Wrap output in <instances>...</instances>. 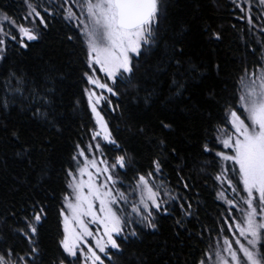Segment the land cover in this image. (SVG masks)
Here are the masks:
<instances>
[{"label": "snow or ice", "instance_id": "obj_1", "mask_svg": "<svg viewBox=\"0 0 264 264\" xmlns=\"http://www.w3.org/2000/svg\"><path fill=\"white\" fill-rule=\"evenodd\" d=\"M231 3L242 14L239 19L246 20L250 33L256 27L254 20H260L261 38L258 47L249 48L248 41L243 40L244 30H238L246 55L254 57L252 68L245 62L236 88L221 105L224 115L220 123L212 124L209 109L200 152L209 156L214 153L210 163L218 165V171L213 179L221 186L227 184L234 197H239L236 202L227 199L240 213L233 221L239 237L224 238L222 247L209 244L199 257L191 255L197 248L188 247L184 253L174 243L170 255L154 264H264V0ZM253 4L259 9L255 16ZM22 6L24 22L0 9V61L8 60L10 42L18 46L16 51L29 49L31 42L40 41L51 21L59 17L78 28V35L66 39H82L87 69L82 79L92 86L84 87L76 106L86 98L91 124L88 131L95 143L74 145L75 154L65 169L66 182L57 209L58 226L62 228L57 254L47 264H149L146 254L126 257V246L132 243L130 238L142 240L146 234H159L161 218L165 217L172 220L175 242L188 246L195 237L199 243L203 229L196 232L190 227L199 216L194 207L198 200L190 195L195 184L184 175L188 158L170 143L168 134L176 131L173 117L178 103L184 104L180 111L199 110L193 102V82L220 76L222 66L215 54L224 40V30L207 24L200 29L202 46L212 55L196 60L186 51L187 27L182 26L171 39H165L161 24L167 19L166 0H22ZM97 70L111 83L102 82ZM4 80L11 99L0 104V134L18 145L15 155L26 161L29 169L36 168L38 156L34 153L42 154L47 149L39 138L24 137L19 126H10L9 118L17 111L29 122L56 128L59 113L55 78L49 73L37 77L9 70ZM93 89L112 97H127L144 109L158 105L164 113L156 117L155 125L133 122L128 126L130 137L144 146L142 158L147 160L146 165H140L137 153L116 139L106 119L105 109L115 112L119 108L123 115L121 106ZM206 100L210 108L211 102L220 104L214 88L207 91ZM101 141L116 154L106 157ZM166 168L175 173V186L166 178ZM129 172L130 182L125 185ZM46 175V169L40 168L38 182ZM216 195L221 199L226 192L217 191ZM18 211L0 216V229L6 227L16 233L26 247H0V264H46L37 238L48 217L47 204L33 198L23 206L22 215H17ZM9 216L13 223H9ZM0 243H4L2 239ZM168 244L167 239L163 240L160 252L167 253Z\"/></svg>", "mask_w": 264, "mask_h": 264}, {"label": "trees", "instance_id": "obj_2", "mask_svg": "<svg viewBox=\"0 0 264 264\" xmlns=\"http://www.w3.org/2000/svg\"><path fill=\"white\" fill-rule=\"evenodd\" d=\"M166 2L168 4L167 19L161 24L165 39H171L182 26L187 27L189 30L185 35L186 51L196 60L212 55L206 47L202 46L200 29L207 24L224 30V40L217 46L215 54L221 63L222 71L219 77L212 75L203 82H193V102L198 105L199 110H193L191 113L180 111L184 104L178 103L173 117L176 131L168 134L170 143L188 158V167L185 168L184 175L190 176L189 182L195 184L190 195L198 200V203H194V207L198 209L199 216V221L193 220L190 227L196 232L203 229V238L198 243V238L193 237L191 245H180L171 236L172 220L167 217L161 218L159 234L155 236L146 234L142 240L130 238L132 243L126 246V257L133 253L146 254L149 264L167 258L174 243L177 250L182 249L184 253L188 252V247L197 248V251L191 255L199 257L200 251L206 249L209 244L214 245L216 238L225 230L226 208L217 199L216 194L220 190L219 181L213 179L218 171V165L210 163L214 153L212 156L206 153L201 155L200 145L204 127L207 126L209 109L212 124L220 123L224 115L221 105L229 99L236 88V82L243 72L245 62L249 69L252 68L254 57L246 55L247 49L243 40H247L251 48L258 47L257 40L261 38V33L257 30V23L260 20H254L256 27L250 33L246 20L239 19L242 14L229 0H166ZM22 7V0H0V9L24 22ZM253 13L254 16L258 13L257 8L253 9ZM232 25L236 28L233 29ZM239 29L244 30L243 40ZM68 35H78L77 28L74 24H69L57 17L44 31L43 38L40 41L31 42L29 49L16 51L18 46L10 42L8 60L0 61V104L6 98L11 99L4 80L9 70L25 72L29 76L37 77L49 73L55 78L56 110L59 113L56 128L29 122L23 114L18 115L17 111H13L9 118L10 126H19L24 137L31 138L34 135L39 138L47 149L42 154L34 153L38 156L36 168L29 169L26 161L15 155L18 145L7 136L0 134V216L12 210H19L17 215H22L23 206L33 198H41L45 201L48 206V217L40 228L37 239L46 264L57 254L60 238L58 233L62 231V228L58 226L57 209L66 182L65 169L68 168L70 156L75 154L74 145L80 143L86 147L92 141L88 131L91 124L89 123L90 112H86V98L83 99L81 106H76L77 99L81 97L84 87L87 86L86 81L82 79L83 72L87 70L83 63L86 50L83 48L82 39L68 41L66 39ZM139 75L140 72H137V76ZM212 88L215 89L220 104L211 102L210 108L206 95ZM109 98L113 104L120 105L123 109V115L119 108L115 112L105 109L106 119L110 121L114 136L125 147L137 153L140 165H146L147 160L142 158L144 146L136 138L130 137L128 126L133 122H150L155 125L156 117L164 113L158 105L144 109L142 104L136 107L124 96H109ZM188 106L192 107L191 104ZM103 147L106 157L110 158L116 154L114 149L109 151L111 146ZM175 163L176 161H173V164ZM205 164L208 166L202 168L201 166ZM40 168H45L47 171L42 182H38ZM165 174L172 186H175L176 176L171 172V168H166ZM131 175L132 173L129 172L128 178L124 180L125 185L130 182ZM196 193H199L198 197ZM9 223H13L10 216ZM141 231L145 230L141 229ZM0 239L4 242L0 243V247L6 244L16 246L18 250L26 247L22 239L16 233L9 232L6 227L0 229ZM165 239L169 241L167 253L160 252L161 242Z\"/></svg>", "mask_w": 264, "mask_h": 264}, {"label": "rangeland", "instance_id": "obj_3", "mask_svg": "<svg viewBox=\"0 0 264 264\" xmlns=\"http://www.w3.org/2000/svg\"><path fill=\"white\" fill-rule=\"evenodd\" d=\"M231 2V0H229ZM237 2H241V0H237ZM255 4H253V9L256 8L254 6ZM248 5L245 4V8H247ZM258 12H259V9L257 8ZM254 14V13H252ZM254 16V15H253ZM75 25V24H74ZM259 25H260V22L257 23V26H258V32H259ZM75 27L77 28V26L75 25ZM5 30H7V26H5ZM78 30V28H77ZM260 33V32H259ZM97 76L98 78L101 79L102 82H108V83H111L110 81H107L106 80V77L104 75V73L102 72H99L97 70ZM87 87H92L90 85H87ZM94 91H96L97 93L101 94V95H104V96H110L109 93H107L106 91H103L101 89H93ZM87 102V100H86ZM91 143H95V141H91ZM102 143V146H105V144L101 141ZM89 157L91 158V153L88 154ZM96 158L99 160L101 159L100 155L97 153L96 154ZM111 162V161H110ZM102 166V165H101ZM219 191H225L226 192V196L224 198H221L219 199V201L225 206L226 208V217H225V230L223 232V234H220L221 236H219L218 238H216L215 242H214V246L218 243L221 247L223 246V239L224 238H228L230 240H234L235 238L239 237V234L237 232H235L234 228H235V225L233 223V221L237 220L240 216V213L239 212H236L235 209H232L231 206L227 203V199H233L234 202L238 201L239 200V197H234L233 193H232V190L230 188L227 187V184H224L223 186H221V183L219 182ZM127 190H130V189H127ZM231 213V214H230ZM232 228L233 231H229V229ZM241 241L242 242H245L244 241V238L240 237Z\"/></svg>", "mask_w": 264, "mask_h": 264}]
</instances>
